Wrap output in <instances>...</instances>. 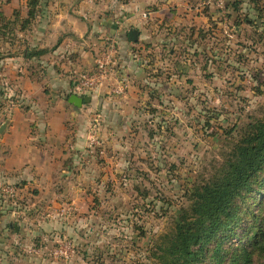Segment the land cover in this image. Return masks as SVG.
<instances>
[{
    "label": "rangeland",
    "instance_id": "rangeland-1",
    "mask_svg": "<svg viewBox=\"0 0 264 264\" xmlns=\"http://www.w3.org/2000/svg\"><path fill=\"white\" fill-rule=\"evenodd\" d=\"M182 1L189 12L169 17L168 24L197 27L200 16L212 11L210 27L202 28V22L192 37L186 31L176 40L162 30L155 52L147 57L150 69L140 76L145 78L137 84L138 77L133 90L120 79L123 92L109 94V105L89 112L106 114L100 136L90 131L95 140L82 149L79 164L69 167L71 181L67 184L64 176L48 191L65 193L67 198L57 202L67 209L57 207L48 218V203L36 202L42 206L37 213L28 212L21 225L27 229L20 238L26 244L22 250L14 235L18 222L9 220L10 228L0 229V264H150L152 247L189 207L190 190L218 171L248 125L264 119V0H244L237 11L232 8L239 0H225L224 9L207 8V14L192 8L204 0ZM3 2L0 13H24V3ZM41 3L44 13L27 31L39 28L41 20L50 25L48 3ZM21 26L4 29L0 23L7 35L0 36V55L25 47ZM98 49L100 54L101 46ZM9 86L0 84V105L20 100L21 91ZM93 116L88 117L90 130L99 123ZM33 192L37 196L40 189L34 187ZM0 199L2 204L11 201ZM232 208L236 216L225 227L226 239L208 243L201 264L232 259L241 264L245 248L252 252V264L263 260L255 244L259 238L254 240L252 234L256 236L259 227L264 232V170ZM66 241L73 251L70 261L50 256ZM30 250L43 255L36 260Z\"/></svg>",
    "mask_w": 264,
    "mask_h": 264
},
{
    "label": "crops",
    "instance_id": "crops-1",
    "mask_svg": "<svg viewBox=\"0 0 264 264\" xmlns=\"http://www.w3.org/2000/svg\"><path fill=\"white\" fill-rule=\"evenodd\" d=\"M41 2L37 16L25 29L20 28L21 34L26 32L25 47L22 50L12 48L0 55V84L21 91L18 103L0 105V129L4 126L0 134V180L19 187L14 201L0 203V229L7 231L11 225L7 222L15 219L18 224L14 227V235L22 244H19L21 250L26 249L20 238L24 237L22 231L26 228L21 225L27 221L28 212H38L37 208L42 206L41 203L37 205L38 201L48 203L45 205L48 218L59 209L62 212L67 209L57 202L60 198H67L65 193L49 194L48 191L64 176H67V184L71 181L69 167L79 164L78 155L95 140L90 131L100 136V121L106 114L89 112L97 105H109L110 86L101 95H87L90 102L81 107L69 103L72 95L80 96L74 90L77 74L93 67L101 45L98 40L109 37L118 50L109 85L114 83V78L123 79L133 90L138 77L137 84L145 78L140 77L144 70L150 69L147 57L150 52H155L158 45L155 46L154 42L161 38L162 30L170 31L175 40L183 34L186 36V31L191 32L192 37L194 29L201 28L202 22L206 21L202 28L208 29L212 24L210 17H215L212 11L204 13L208 14L200 16L197 27L168 24L169 17L189 12L187 3L181 0H45L52 13L51 18L48 17L50 25L41 20L39 28L27 31L44 13L45 5ZM3 3H24V13L18 10L8 16L1 12L2 28L3 25L23 24L27 19V0H4ZM131 29L138 32L136 42L128 38ZM0 36L7 35L0 31ZM92 115L97 116L93 117L99 123L90 130L91 118L88 117ZM107 131L113 133V130ZM34 187L40 189L37 196H33ZM30 251L36 260L43 255L41 250Z\"/></svg>",
    "mask_w": 264,
    "mask_h": 264
},
{
    "label": "trees",
    "instance_id": "trees-1",
    "mask_svg": "<svg viewBox=\"0 0 264 264\" xmlns=\"http://www.w3.org/2000/svg\"><path fill=\"white\" fill-rule=\"evenodd\" d=\"M40 2L27 0V19L23 21L22 30L37 16ZM243 2L233 3L232 9L237 11ZM263 170L264 119L248 125L218 171L190 190L189 207L179 212L172 231L152 247L153 261L150 264H201L205 246L213 240L220 244L226 239L223 237L225 227L236 216L232 204L244 192H249L252 179ZM260 230L261 227L256 231L257 235L253 233L252 236L254 240L259 238L255 244L264 253V232ZM251 255L252 252L245 248L241 264H252ZM235 262L232 259L227 264ZM259 264H264V256Z\"/></svg>",
    "mask_w": 264,
    "mask_h": 264
},
{
    "label": "built area",
    "instance_id": "built-area-1",
    "mask_svg": "<svg viewBox=\"0 0 264 264\" xmlns=\"http://www.w3.org/2000/svg\"><path fill=\"white\" fill-rule=\"evenodd\" d=\"M224 1L225 0H204V2L198 3L192 8L198 12H204L207 8L221 11L224 9ZM100 42L102 52L99 54V51H97L93 67L82 70L77 74L74 90L77 94H80V96L98 94L106 90L109 86V94L111 95H120L123 92L124 85L117 79L114 78V83L109 85V81L112 77V70L116 62V44L109 37L102 39ZM0 146H2L1 141ZM0 194L14 201L17 196V189L13 185L0 180ZM72 254L73 251L70 242L66 241L55 249L51 255L54 259H61L64 262H68Z\"/></svg>",
    "mask_w": 264,
    "mask_h": 264
},
{
    "label": "water",
    "instance_id": "water-1",
    "mask_svg": "<svg viewBox=\"0 0 264 264\" xmlns=\"http://www.w3.org/2000/svg\"><path fill=\"white\" fill-rule=\"evenodd\" d=\"M128 38L131 42H136L138 39V32L135 29H131L128 31ZM90 102V96H77L72 95L69 99V103H71L75 107H81L83 103H89ZM4 129V126L0 129V134H2V130Z\"/></svg>",
    "mask_w": 264,
    "mask_h": 264
}]
</instances>
